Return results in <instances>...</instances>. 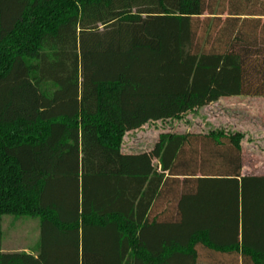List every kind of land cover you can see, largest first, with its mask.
<instances>
[{
    "label": "trees",
    "instance_id": "trees-1",
    "mask_svg": "<svg viewBox=\"0 0 264 264\" xmlns=\"http://www.w3.org/2000/svg\"><path fill=\"white\" fill-rule=\"evenodd\" d=\"M235 97H264V0H0V264H200L202 246L264 264L249 231L264 177L241 176L243 134L122 150L129 132ZM166 174L188 177L185 233L157 249L143 236ZM239 206L241 244L216 241L205 221ZM5 216L39 219L33 254L3 253Z\"/></svg>",
    "mask_w": 264,
    "mask_h": 264
},
{
    "label": "rangeland",
    "instance_id": "rangeland-1",
    "mask_svg": "<svg viewBox=\"0 0 264 264\" xmlns=\"http://www.w3.org/2000/svg\"><path fill=\"white\" fill-rule=\"evenodd\" d=\"M46 92L54 87L44 86ZM264 126V97L224 98L204 108L184 115L181 119L152 122L137 131L126 134L122 150L126 154L149 151L163 134L205 135L212 130L238 132L251 127ZM251 142L246 140V143ZM263 152V151H262ZM250 150L244 149V166H249ZM186 229V228H185ZM188 229H186L187 231ZM3 245L5 249L24 252L40 240V224L37 218H3ZM179 235L184 234L178 231ZM178 264H185L179 262Z\"/></svg>",
    "mask_w": 264,
    "mask_h": 264
},
{
    "label": "crops",
    "instance_id": "crops-1",
    "mask_svg": "<svg viewBox=\"0 0 264 264\" xmlns=\"http://www.w3.org/2000/svg\"><path fill=\"white\" fill-rule=\"evenodd\" d=\"M238 132L244 135L241 159L244 161V149H248L250 150V154L247 161H251L249 166H244L242 163L241 176L254 178L264 177V126L251 127L245 130H238ZM185 134L191 133L188 131ZM246 140L251 142L246 143ZM165 179H168V185L170 186L168 194L158 201L157 206L152 211V219L157 214L159 215V222L151 229H147L143 236L145 243L157 249L160 248L161 242L166 241V239L171 241L177 237L180 219L177 196L179 194V188H182L188 177L169 176L166 174ZM261 192L264 193V190H261ZM250 218H252V223L249 226V231L251 232L250 237L254 241L253 243L264 246V222H261L264 220V208L263 210H251ZM208 220L210 222L205 221V227L213 230V236L216 241L222 243L236 241L241 244L242 222L240 206L237 209L233 207L232 210H218L216 216L208 217ZM164 231L166 233L163 234ZM37 245L38 243L33 245L31 249H25L24 252L33 254ZM2 251L3 253H20L5 249L3 244ZM199 254L200 264H253V261L248 257H243L241 252L232 254L219 253L202 246L200 247ZM173 264H176V262L174 261Z\"/></svg>",
    "mask_w": 264,
    "mask_h": 264
}]
</instances>
